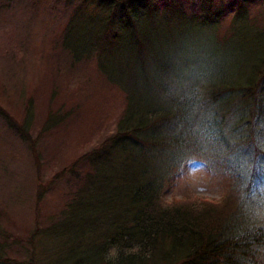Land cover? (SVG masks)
Wrapping results in <instances>:
<instances>
[{"label": "trees", "instance_id": "1", "mask_svg": "<svg viewBox=\"0 0 264 264\" xmlns=\"http://www.w3.org/2000/svg\"><path fill=\"white\" fill-rule=\"evenodd\" d=\"M76 1L69 27L62 34L63 47L73 59L83 51L70 41L82 34L83 27L91 40L109 36V45L130 38L128 54L135 56L138 63L123 66L118 76L132 80L134 86L141 73V80L148 84L138 101L128 103L127 89L116 82L126 94L114 131L50 178L66 180L68 200L48 215L44 225L37 224L39 228L32 231L33 236L41 232L63 235V250L58 257L73 264H264V193L255 188L260 183L264 187V151L257 144V138L264 134L254 132L250 126L264 116V99H258L259 86L254 82L264 56L258 64H252L247 77L236 83L230 80V85H218V80H202L186 72L181 75L141 35L140 5L144 3L152 12L156 7L151 6L153 0H91L101 26L97 25V16L80 11L90 0ZM163 1L166 10L175 12L153 21L154 27H167L168 21H187L186 18L193 25L213 24L219 15L206 13L209 20H199L198 14L184 12V0ZM241 7L243 3L235 9V20L245 14L239 12ZM182 13L187 16H180ZM147 18L154 19L150 15ZM97 53L100 69L112 80L114 71L107 69L108 64L101 58H109L113 52L107 45ZM138 64L140 71L135 72ZM202 81H206L207 91L199 98L196 89ZM60 115L48 113L40 132L48 131L67 116ZM17 120L12 125L22 131L28 125L26 114L22 121ZM243 127H247L244 132L248 134L239 132ZM26 136L27 143L33 145ZM31 152L39 165L33 147ZM204 153L212 155V166L222 167L221 174L228 178L225 197L221 201L165 202L160 193L165 174L191 154ZM36 186L39 204L54 186L41 181ZM3 230L0 229V263H7L14 255ZM136 245L140 251L127 255L126 250ZM113 247L118 255L107 259ZM31 249L28 259L11 264H34L35 246Z\"/></svg>", "mask_w": 264, "mask_h": 264}, {"label": "rangeland", "instance_id": "2", "mask_svg": "<svg viewBox=\"0 0 264 264\" xmlns=\"http://www.w3.org/2000/svg\"><path fill=\"white\" fill-rule=\"evenodd\" d=\"M78 2L0 0V105L3 110L0 111V229L5 230L8 236L5 241L12 246L14 255L10 262L0 264L28 259L33 246L36 247L34 264H58L63 235L55 232L54 235L33 236L32 233L39 228L37 224L44 225L48 215L58 211L68 200V183L61 179L51 180L54 173L96 147L103 137L114 131L125 107L126 92L128 103H133L146 91L148 83L141 80V73L134 86H131L132 80L118 76L123 66L138 63L135 56L128 54L130 38L109 45V36L91 40L83 27L82 34L70 41L83 53L73 59L71 52L63 47L62 34L69 27L68 21ZM153 3L151 6L156 7L152 12L144 3L140 5L141 35L144 42L148 40L160 51L163 60L181 75L186 72L202 80H218V85H230V80L236 83L247 77L252 64H258L264 56V0H184V12L196 13L198 19H207L206 13H219L216 18L221 21L214 28L201 27L198 23L193 27L188 18L187 21L173 19L167 27H154L153 21H160L161 17L175 11L166 10L163 0H153ZM242 3L239 12L245 14L235 20V9ZM80 11L97 16V25L101 26L93 1H88ZM186 13L180 16H187ZM148 15L154 19L150 20ZM182 21L187 24L173 29ZM107 45L114 55L101 60L108 64L107 69L114 71L110 76L114 82L98 65L97 51ZM103 54L106 55V51ZM134 70L140 71L139 64ZM263 72L264 64L257 68L254 80L259 86L258 99H264ZM116 82L122 84L126 92ZM204 82L196 84L199 98L207 91ZM48 113L67 116L41 133ZM25 114L28 125L22 131L15 129L12 123L17 119L22 121ZM250 126L263 135L264 116H259ZM246 129L243 127L239 132L246 135ZM24 132L33 145L27 143ZM257 144L264 151V135L257 138ZM191 155L165 174L160 191L162 199L165 202L178 199L221 201L225 197V185H228L227 176L221 174L223 168L212 166L215 160L210 153ZM40 181L51 182L54 187L48 189L37 204L36 184ZM255 188L264 193L262 183ZM36 237L45 241L43 246L33 244L37 242ZM60 264L73 263L64 260Z\"/></svg>", "mask_w": 264, "mask_h": 264}, {"label": "bare ground", "instance_id": "3", "mask_svg": "<svg viewBox=\"0 0 264 264\" xmlns=\"http://www.w3.org/2000/svg\"><path fill=\"white\" fill-rule=\"evenodd\" d=\"M168 21V20H167ZM220 19H216V23H198V25L199 26H201V27H205V28H214L215 26H217V25H219V23H220ZM168 23L169 24H171V23H173V22H170V21H168ZM182 24H187V22H185V21H182ZM195 25V24H194ZM194 25H193V27H194ZM181 26L179 25V24H177L176 26L174 25V27H173V29H177V28H180ZM42 233V232H41ZM40 233V235H44V234H41ZM36 235H39V234H36ZM33 238V237H32ZM37 238V242L36 243H33L34 245H36L37 247H41V246H43V244L45 243V241H43V240H41V237L39 238V237H36ZM30 240H31V238H30ZM27 242H28V240H27ZM32 250V249H31ZM35 251H36V247H35ZM30 255V254H29ZM35 256H36V253H35ZM34 256V257H35ZM26 260V259H25ZM63 260H60L59 259V257H57V260H56V262L58 263V264H60L61 262H62Z\"/></svg>", "mask_w": 264, "mask_h": 264}, {"label": "clouds", "instance_id": "4", "mask_svg": "<svg viewBox=\"0 0 264 264\" xmlns=\"http://www.w3.org/2000/svg\"><path fill=\"white\" fill-rule=\"evenodd\" d=\"M140 251V246L136 245L134 247H132L131 249L126 250V254L127 255H131V254H137ZM118 255V251L115 247L109 249V252L107 254V259H111L114 258Z\"/></svg>", "mask_w": 264, "mask_h": 264}]
</instances>
